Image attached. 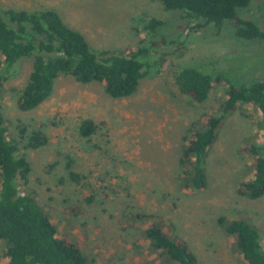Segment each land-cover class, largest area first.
I'll use <instances>...</instances> for the list:
<instances>
[{
    "label": "rangeland",
    "instance_id": "rangeland-1",
    "mask_svg": "<svg viewBox=\"0 0 264 264\" xmlns=\"http://www.w3.org/2000/svg\"><path fill=\"white\" fill-rule=\"evenodd\" d=\"M258 1L238 8L237 14L264 28L257 9L264 0ZM8 8L53 9L96 52H126L157 42L148 54L147 72L123 98L110 97L97 81L81 83L61 75L43 103L22 112L16 100L27 82L31 58L17 62L0 86V109L10 136L20 139L21 125L26 135L41 128L48 136L33 151L23 146L25 139L20 143L19 153L27 156L30 171L19 188L35 192L58 237L78 243L86 264H175L150 247L144 235L149 222L172 228L189 244L198 264H248L218 223L220 216L249 222L259 232L264 251V195L250 199L236 190L252 174L253 156L241 147L262 142L257 111L242 104L225 117L206 156V186L184 189L177 164L183 136L202 114L220 113L226 85L213 81L200 104L180 94L173 80L182 66L235 83L264 80L260 39L237 37L228 21L219 30L211 23L197 27L181 11L166 10L156 0H0V11ZM145 17L162 23L146 30ZM85 118L97 125L89 137L78 131ZM71 170L79 180L70 177ZM72 205L79 207V214L72 212ZM3 253L0 241V264H6Z\"/></svg>",
    "mask_w": 264,
    "mask_h": 264
},
{
    "label": "trees",
    "instance_id": "trees-1",
    "mask_svg": "<svg viewBox=\"0 0 264 264\" xmlns=\"http://www.w3.org/2000/svg\"><path fill=\"white\" fill-rule=\"evenodd\" d=\"M166 10H179L189 22L197 27L213 24L219 30L228 21L237 37L258 38L264 47V28L255 21L238 16L237 9L246 7L252 0H156ZM260 1V0H259ZM258 1V2H259ZM257 9L264 20V2ZM162 21L145 17L143 28L155 30ZM264 23V21H263ZM157 42L147 46L138 45L126 52L103 49L92 50L84 36L70 28L53 9L25 10L8 8L0 11V86L8 72L22 59L31 58V70L16 105L22 112L37 108L52 93L55 80L70 75L81 83L97 81L112 98L126 97L136 89L139 79L147 72L149 52ZM160 61H163L161 59ZM174 83L180 94L196 103H204L213 81L224 80L225 99L220 113L202 114L192 121L178 152L177 164L182 187L193 191L207 184L206 156L215 143L225 117L239 105L253 106L260 118L262 142L241 147L249 150L252 157V174L248 180L238 182L237 193L250 199L264 195V80L235 83L229 78L210 74L192 66L179 67L174 72ZM97 125L91 118L83 119L79 134L89 137ZM25 134V135H24ZM25 139V141H24ZM27 150L44 146L48 136L41 128L26 135V127L20 126V139L10 136L8 126L0 109V241L4 244L6 264H86V256L78 243L58 237L56 226L44 211L34 191L19 188V182H27L30 163L27 156L19 153V145ZM70 177L80 176L70 171ZM91 202L92 195L86 197ZM79 214L76 205L70 206ZM225 232L232 236L240 257L248 264H264V251L259 232L241 218H218ZM150 247L175 264H198L189 244L157 222H149L144 230Z\"/></svg>",
    "mask_w": 264,
    "mask_h": 264
}]
</instances>
